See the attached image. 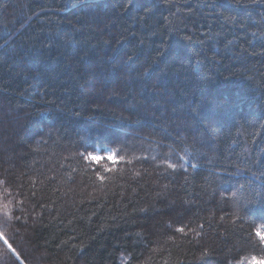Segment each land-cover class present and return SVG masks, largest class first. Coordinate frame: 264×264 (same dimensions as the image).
<instances>
[{
  "label": "trees",
  "instance_id": "obj_1",
  "mask_svg": "<svg viewBox=\"0 0 264 264\" xmlns=\"http://www.w3.org/2000/svg\"><path fill=\"white\" fill-rule=\"evenodd\" d=\"M258 231L264 0H0V264H249Z\"/></svg>",
  "mask_w": 264,
  "mask_h": 264
},
{
  "label": "snow or ice",
  "instance_id": "obj_2",
  "mask_svg": "<svg viewBox=\"0 0 264 264\" xmlns=\"http://www.w3.org/2000/svg\"><path fill=\"white\" fill-rule=\"evenodd\" d=\"M86 159H89V160L94 161L96 163H100V161L102 159H104V157L97 156V155H94L92 153H88ZM107 159L112 161L114 164L118 162L116 155L113 154V153H109L108 156H107ZM120 159H123V158L121 157ZM168 166L171 167V168H175L176 167L175 164H169ZM100 179H104V177L100 176ZM177 231L183 232V228H178ZM256 234L260 238V240L262 242H264V231H258ZM2 238H3L2 234H0V239H2ZM4 243L5 244L8 243L6 239H4ZM8 247L11 248V245L9 244ZM249 264H264V259H257L255 257H253L249 261Z\"/></svg>",
  "mask_w": 264,
  "mask_h": 264
}]
</instances>
